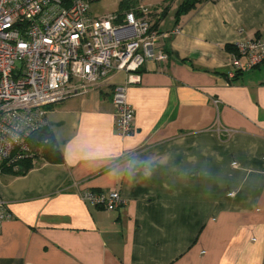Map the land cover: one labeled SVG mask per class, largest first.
I'll return each mask as SVG.
<instances>
[{"label": "crops", "instance_id": "crops-1", "mask_svg": "<svg viewBox=\"0 0 264 264\" xmlns=\"http://www.w3.org/2000/svg\"><path fill=\"white\" fill-rule=\"evenodd\" d=\"M132 1L168 7V62H147L127 89V137L111 95L124 73L49 107L64 161L0 170V264H264V66L231 80L228 49L264 38V0H204L178 24L184 0ZM86 190L126 205L93 207Z\"/></svg>", "mask_w": 264, "mask_h": 264}, {"label": "built area", "instance_id": "built-area-1", "mask_svg": "<svg viewBox=\"0 0 264 264\" xmlns=\"http://www.w3.org/2000/svg\"><path fill=\"white\" fill-rule=\"evenodd\" d=\"M95 1L0 0V166L18 171V163L32 156L30 137L47 124L52 104L118 73L125 74V81L111 93L116 130L121 137L132 133L134 111L127 89L139 83L147 62H168L162 42L166 34L154 27L157 11L140 7L121 18L97 17L91 13ZM234 47L231 80L264 66V38L245 39ZM81 196L111 212L126 205L118 191L86 190ZM9 217L0 201V228Z\"/></svg>", "mask_w": 264, "mask_h": 264}, {"label": "trees", "instance_id": "trees-1", "mask_svg": "<svg viewBox=\"0 0 264 264\" xmlns=\"http://www.w3.org/2000/svg\"><path fill=\"white\" fill-rule=\"evenodd\" d=\"M204 0H184L178 7L177 12L175 14V20L178 24L182 16L188 14L192 10H194L198 4L202 3ZM132 8H135V5L132 0H123L120 4L119 12L116 13L119 18L122 17L123 11H128ZM168 7L163 9L161 13H155L152 15L155 17V28H159L160 23L166 18L168 15ZM231 51H235V47L228 48ZM241 73H238L240 75ZM32 156L28 157L18 163V171H13L11 168L5 166V164H1V171L3 172H12L15 175H25L29 170L34 167V160L41 159L43 161H47L49 163H63L64 158L61 150L59 149L57 142L53 136V133L48 128L47 124L42 126L40 129L35 131L29 140Z\"/></svg>", "mask_w": 264, "mask_h": 264}, {"label": "rangeland", "instance_id": "rangeland-1", "mask_svg": "<svg viewBox=\"0 0 264 264\" xmlns=\"http://www.w3.org/2000/svg\"><path fill=\"white\" fill-rule=\"evenodd\" d=\"M113 1H115V0H101V2H99V3H101L102 7L104 8V12H111L113 10L115 11V8H113V6H115ZM110 14H112V13H109L107 15H110ZM167 21L169 22L170 19H168ZM166 23L167 22H165L164 24H166ZM123 77H124V75L121 74V75L117 76V80H122Z\"/></svg>", "mask_w": 264, "mask_h": 264}]
</instances>
